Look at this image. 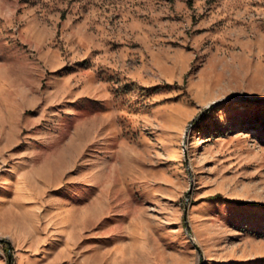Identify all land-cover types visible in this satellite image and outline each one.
<instances>
[{"label":"rangeland","instance_id":"374dc122","mask_svg":"<svg viewBox=\"0 0 264 264\" xmlns=\"http://www.w3.org/2000/svg\"><path fill=\"white\" fill-rule=\"evenodd\" d=\"M0 238V264H264V0H0Z\"/></svg>","mask_w":264,"mask_h":264},{"label":"water","instance_id":"95a60500","mask_svg":"<svg viewBox=\"0 0 264 264\" xmlns=\"http://www.w3.org/2000/svg\"><path fill=\"white\" fill-rule=\"evenodd\" d=\"M240 97H241L240 95H231V96H229V97H227L225 99H220V100H217V101H213L205 109H203L201 111V113L196 118L200 117L204 112H206L209 108H211L213 105H215L217 103H222L224 101L231 100V99H235V98H240ZM191 125H192V123H190L188 125V128L191 127ZM186 215L187 214H186V207H185V211H184V221L186 223V229H188ZM0 242H5V243L9 244V241L7 239H4V238H0ZM7 261H8V264H11V262H12V254H11V252H10L9 249L7 250Z\"/></svg>","mask_w":264,"mask_h":264},{"label":"trees","instance_id":"16d2710c","mask_svg":"<svg viewBox=\"0 0 264 264\" xmlns=\"http://www.w3.org/2000/svg\"><path fill=\"white\" fill-rule=\"evenodd\" d=\"M218 196H221L220 194H217V195H215L214 197H218ZM240 204H242L241 202H239ZM254 205H259L258 203L257 204H254Z\"/></svg>","mask_w":264,"mask_h":264},{"label":"snow or ice","instance_id":"6c2138e0","mask_svg":"<svg viewBox=\"0 0 264 264\" xmlns=\"http://www.w3.org/2000/svg\"><path fill=\"white\" fill-rule=\"evenodd\" d=\"M216 119L219 120V117H217Z\"/></svg>","mask_w":264,"mask_h":264}]
</instances>
